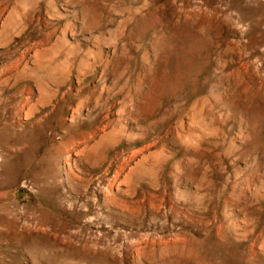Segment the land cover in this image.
Here are the masks:
<instances>
[{"label": "rangeland", "instance_id": "374dc122", "mask_svg": "<svg viewBox=\"0 0 264 264\" xmlns=\"http://www.w3.org/2000/svg\"><path fill=\"white\" fill-rule=\"evenodd\" d=\"M0 264H264V0H0Z\"/></svg>", "mask_w": 264, "mask_h": 264}]
</instances>
